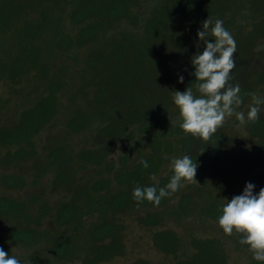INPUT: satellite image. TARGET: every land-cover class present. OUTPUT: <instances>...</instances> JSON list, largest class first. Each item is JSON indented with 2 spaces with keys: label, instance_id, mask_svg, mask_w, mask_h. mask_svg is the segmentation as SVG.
<instances>
[{
  "label": "trees",
  "instance_id": "1",
  "mask_svg": "<svg viewBox=\"0 0 264 264\" xmlns=\"http://www.w3.org/2000/svg\"><path fill=\"white\" fill-rule=\"evenodd\" d=\"M209 17L235 39L230 84L247 116L250 94L264 99V0H0V85L14 101L0 109V247L9 256L104 264L125 254L132 216L182 228L151 233L170 264H229L226 245L264 264L218 224L247 183L264 188V105L257 121L232 116L207 142L179 127L173 93L199 95L191 60L206 47L198 31ZM184 155L199 183L158 206L133 198L136 187H165L172 158Z\"/></svg>",
  "mask_w": 264,
  "mask_h": 264
},
{
  "label": "clouds",
  "instance_id": "2",
  "mask_svg": "<svg viewBox=\"0 0 264 264\" xmlns=\"http://www.w3.org/2000/svg\"><path fill=\"white\" fill-rule=\"evenodd\" d=\"M209 34L214 38V43L209 42ZM198 36L206 44L203 53L198 52L191 60L195 68L192 75L196 77L199 95H195L192 88L188 87L183 92L174 91L173 100L179 108L180 129L185 134L207 142L232 116L236 117L240 126L257 121L264 99L251 93L252 104L247 116L244 112L236 111L243 103L239 84H230L231 73L236 66L237 45L234 37L223 26V21L218 19L213 25L209 17L203 22ZM260 50L258 46L256 51ZM179 82H184L183 76H180ZM171 125L173 127L172 122ZM140 163L145 168L149 166L145 160ZM170 168L173 175L165 187H136L133 198L138 203L146 200L158 206L162 198L178 191L184 183H199L196 179L198 164L189 155L173 157ZM150 179L156 185L159 184L155 174ZM254 188V184L247 183L241 195L227 201L222 207L218 224L228 236L241 235L240 243L249 247L256 261L264 262V188L258 194L254 193ZM0 264H21V260L15 255L9 256L0 247Z\"/></svg>",
  "mask_w": 264,
  "mask_h": 264
},
{
  "label": "rangeland",
  "instance_id": "3",
  "mask_svg": "<svg viewBox=\"0 0 264 264\" xmlns=\"http://www.w3.org/2000/svg\"><path fill=\"white\" fill-rule=\"evenodd\" d=\"M13 95L8 91L7 87L0 85V109H13ZM1 116V115H0ZM1 120V119H0ZM226 123L232 124L230 119ZM116 155L114 156V158ZM126 227V252L123 256L117 257L104 264H130L136 259H145L151 264H170V260L156 250L151 242V233L156 228L171 227L177 232L182 230L175 223L169 222L164 226H147L139 224L132 216L125 217ZM208 233V232H207ZM209 234H216L209 230ZM229 264H247L249 261L248 251L235 250L231 245H226Z\"/></svg>",
  "mask_w": 264,
  "mask_h": 264
}]
</instances>
